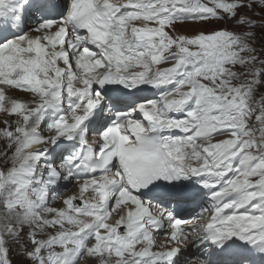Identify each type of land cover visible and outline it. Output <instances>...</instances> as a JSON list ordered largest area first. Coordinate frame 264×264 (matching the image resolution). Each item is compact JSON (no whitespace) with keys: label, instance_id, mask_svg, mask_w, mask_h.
<instances>
[{"label":"snow or ice","instance_id":"1","mask_svg":"<svg viewBox=\"0 0 264 264\" xmlns=\"http://www.w3.org/2000/svg\"><path fill=\"white\" fill-rule=\"evenodd\" d=\"M0 114V264H264V0H0Z\"/></svg>","mask_w":264,"mask_h":264},{"label":"rangeland","instance_id":"2","mask_svg":"<svg viewBox=\"0 0 264 264\" xmlns=\"http://www.w3.org/2000/svg\"><path fill=\"white\" fill-rule=\"evenodd\" d=\"M191 27L190 25H187V26H183V27H180L179 29H178V31H180V32H184L185 31V29H187V30H190V32L191 31H193V30H191V28H189V27ZM219 26H225V25H223V24H221V25H219ZM229 26V25H228ZM231 27V26H230ZM186 30V32H188ZM18 258V256H17V253L15 252V251H13L12 253H11V259L13 260V261H16V259ZM80 264H93L92 262H86V261H83V262H81Z\"/></svg>","mask_w":264,"mask_h":264}]
</instances>
